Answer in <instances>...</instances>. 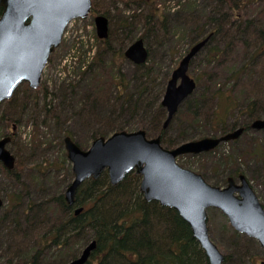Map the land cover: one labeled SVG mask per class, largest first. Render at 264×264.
<instances>
[{
    "label": "trees",
    "instance_id": "trees-1",
    "mask_svg": "<svg viewBox=\"0 0 264 264\" xmlns=\"http://www.w3.org/2000/svg\"><path fill=\"white\" fill-rule=\"evenodd\" d=\"M207 1H216V5L209 6L207 13L203 14L201 26L195 23L187 30L189 46L201 37L213 33L210 41L199 54L203 55L208 65L219 59L226 60L234 47L238 46L239 51L245 55L240 60L238 69L233 72L234 75L232 73L230 76L238 77L253 73L254 80L250 86L247 84V87L255 93L254 97L255 95L259 97V93L264 95L260 87L264 78V0ZM135 2L139 7L145 5V10L130 16L135 21L133 25L129 17H126L123 23L124 30L121 29L122 35L116 36L117 32L113 29L110 19L111 7H107L108 5L103 7L100 0H93L91 14H102L109 18V38L98 40L100 45L96 52L85 51L83 46L77 48L72 63L81 68L85 62H88L84 71L95 78L98 90H94V96L88 100L86 109H88L87 113H90L89 118L97 124V128H93L87 141L82 142L71 130L65 131L64 136L60 135L62 141L64 142L66 136H70L82 149H87L99 137H108L128 127L131 130L130 125L134 119L135 127L132 131L143 129L148 137L160 136L166 148H174L183 142L207 137L213 131L221 132L223 135L238 128L239 126L232 125L228 129L224 121L217 118L219 110L229 113L233 109L231 100L226 106L222 104L221 97L216 95L220 92V88L217 87L213 88L212 95L208 98L206 96L208 91L200 80H197L195 92L180 106L168 128H164L167 111L161 101L170 77L159 85L154 94L153 87H157V84L153 65H148V61L142 65L134 64L136 74L132 84L123 72L120 62L125 60L124 52L133 42L132 33L138 24H143L147 34L150 29H160L167 33V17L172 13H166L165 9H161L157 0H135ZM199 18L200 16L197 17ZM127 21L130 24H127ZM146 36L144 34L140 38L147 46ZM147 48L151 58V50L148 46ZM51 59L52 57L50 62ZM193 62L194 60L191 66ZM256 77L258 79H255ZM240 82L241 79L239 84ZM23 91V99L26 102L20 105L22 111L29 107L28 97L32 95L37 98L40 91H43L44 96L49 93L47 88L42 89L40 86L38 89H31L27 84H22L10 100L0 105V114L6 107L12 110L8 117L0 118L2 127L0 135L12 137L9 144L11 151L16 133L11 132L13 129L8 132L10 130L8 128L12 122L18 123L16 118L18 111L15 105L21 100ZM103 92L104 96L98 95ZM37 104L35 101V105ZM45 104L50 105L47 102ZM249 104L248 115L251 120L264 117L258 112L259 110L264 112L262 99H252ZM101 106L106 110L100 111ZM181 111L185 115H181ZM104 112H108L107 115ZM51 117L56 118L53 115ZM174 122L177 124V132L175 135H170ZM214 122L219 126V130H210ZM251 123L243 125L246 130ZM199 124L211 128L199 131L197 130ZM195 130L196 134H192L191 131ZM21 168L20 160L17 159L12 170H7L1 165V169L11 176L15 183L21 182L22 174L19 173ZM239 170L232 172L230 176L234 174L236 177ZM70 183L71 181L66 180V189ZM140 183L141 176L133 171L118 185H112L108 173L104 172L98 179H88L83 183L77 192L74 205L67 203L63 191L52 197L45 203L46 215L43 212V216L34 223H32L34 219L27 218L28 230L20 231L18 239L15 236L11 237L12 244L20 247V254L15 255V264H53L49 262L53 254L52 258L54 261L58 260L57 264H67L79 256V250H74L77 248L76 244L80 245L78 242H81L84 248L93 240L97 241V248L86 264H210L204 250L194 237L191 226L175 209L162 206L157 201H146L140 192ZM20 201L21 194H12L11 203L14 210L17 209ZM48 203L54 208L51 210L50 207V212L47 210ZM80 207L83 210L77 215L75 210ZM29 210H32V206ZM1 220H4V215H0ZM232 230L239 238H244V235ZM225 256V263L230 264L231 257ZM246 258L247 249L242 248L239 251V263ZM14 259L13 257L7 259V264H14Z\"/></svg>",
    "mask_w": 264,
    "mask_h": 264
},
{
    "label": "rangeland",
    "instance_id": "rangeland-1",
    "mask_svg": "<svg viewBox=\"0 0 264 264\" xmlns=\"http://www.w3.org/2000/svg\"><path fill=\"white\" fill-rule=\"evenodd\" d=\"M100 1L103 7L107 5V7H111L109 8L110 19L113 29L117 32L116 36L122 35L126 17H129V21L133 25L135 21L130 16L139 14L146 8L145 5L139 7L135 0ZM157 2L161 9H165L166 13H172L167 17L168 32L150 29L147 34L143 24H138L132 33L133 41L144 34L147 35V46L152 54L147 64L153 65L156 70L157 87H153L154 94L159 85L171 76L190 49L189 38L186 36L187 30L195 23L201 26L203 14L207 13L209 6L216 5V1L207 0H157ZM253 9L256 12V9ZM198 16H200L199 19H197ZM129 21L126 23L130 24ZM98 40L100 39L97 37L94 16L72 21L65 30L61 46L52 55L50 65L45 69L42 77L41 87L42 89L47 88L49 93L45 95L46 97L43 91L39 92L37 98L31 95L27 100L29 107L22 111L20 105L26 102L23 99V91L20 96L21 100L15 105L18 111L16 117L18 123L12 122L8 132L13 129L11 132L16 133L11 149L16 159L20 160L22 168L19 173L22 176L21 182L15 183L14 179L1 169L3 164H0V198L3 200L0 215H4V220L0 221V264H7V259H12V257L14 259L15 255L20 254V247L12 244L11 237L15 236L18 239L20 231L28 230L27 218L34 219L32 222L34 223L43 216V212L46 215L45 203L60 192H65L66 180H73L72 164L62 141L65 131L71 130L78 136V139L84 142L89 139L88 135L92 133L93 128H97V124L89 118L90 113H87L88 109H86L88 100L94 96V90H98L95 78L92 77V74L84 71L88 62H85L80 68L79 65L72 63V57L75 54L74 51L82 46L85 51L96 52L100 45ZM244 55L239 51V47L235 46L226 60L219 59L211 65L205 62L203 55H199L194 59L190 69V75L196 80H200L203 87L205 86L208 98L211 97L213 88L217 87L220 88V92L216 95L221 97L222 104L224 103L226 106L231 100L233 109L229 113L223 110L217 112V118L222 119L228 129L232 125L241 127L253 121L248 115L250 112L248 110L249 103L252 99L259 98L264 103V95L259 93V95L257 94L259 97L255 95V98V93L247 87V84L250 86L254 80L253 73L243 74L242 77L240 75L238 77L230 76L240 66V60ZM120 63L123 72L133 84V77L136 74L134 63L126 58ZM239 79L243 84L241 82L239 84ZM260 87L264 93V78ZM98 95L104 96L105 93ZM35 101H37V105H35ZM45 102L50 105H46ZM9 109V107L3 109L0 118L1 116L8 117L12 111ZM101 110L105 111L106 109L101 106ZM258 112L262 116L264 115L263 111L259 110ZM107 113L104 112L106 115ZM182 114L185 115L183 111H181ZM133 121L135 119L130 125L131 130L128 127L127 131H132L135 127ZM216 124L214 122L213 129L199 124L197 130L203 131L208 128L219 130V126ZM1 131L2 127L0 126V133ZM176 132L177 124L174 122L170 135H175ZM195 132L196 130L191 131L192 134H196ZM217 132L213 131L208 136L222 135L221 132ZM3 136L1 134L0 139ZM178 163L197 173L204 174L205 176H203L209 183L218 187L226 186L230 174L240 169V173L247 176L260 202L264 205V130L247 129L235 141L222 143L209 153L181 156L178 158ZM239 171L236 176L239 175ZM12 194H21V201L15 210L11 203ZM46 205H49L47 208L49 212L54 209L49 203ZM31 206L32 210L30 211L29 207ZM19 222L20 224H18ZM208 225L212 241L225 255L231 257L230 264H262L264 262V248L259 242L247 236L239 238L235 235L229 220L219 209H209ZM78 243L80 245L76 244L77 248L74 250H79L81 254L84 249L83 244ZM242 248L247 249V258L239 263V251ZM53 256L54 254L49 258L51 259L49 262L57 264L58 260L54 261ZM15 261L16 258L13 260L14 264Z\"/></svg>",
    "mask_w": 264,
    "mask_h": 264
},
{
    "label": "water",
    "instance_id": "water-1",
    "mask_svg": "<svg viewBox=\"0 0 264 264\" xmlns=\"http://www.w3.org/2000/svg\"><path fill=\"white\" fill-rule=\"evenodd\" d=\"M92 5V0H0V105L10 100L23 83L32 89L40 87L43 70L61 45L65 28L74 19L88 17ZM95 23L98 37L107 39L109 19L97 15ZM212 36L192 46L173 72L162 100L168 113L164 128L195 91L196 81L188 73L190 63ZM125 56L135 64L146 63L148 50L144 40L134 41ZM251 128L264 129V119H256ZM244 130L241 127L224 136L187 141L174 149L165 148L161 137L148 138L144 130L97 138L88 150L66 137L64 146L74 174L65 192L66 201L74 205L82 184L90 178L98 179L105 171L112 185L136 171L142 177L140 191L145 200L175 209L191 226L209 263L225 264V255L210 237L208 209L221 210L237 232L256 239L264 248V207L244 174L238 177L241 184L231 177L227 186L218 187L201 174L182 167L177 158L210 152L222 143L238 139ZM11 140L10 136L0 139V162L7 170L14 169L16 164V157L7 147ZM82 210L78 208L75 213ZM96 248L97 241L93 240L68 264H86Z\"/></svg>",
    "mask_w": 264,
    "mask_h": 264
}]
</instances>
